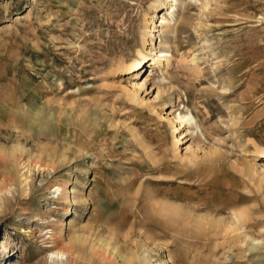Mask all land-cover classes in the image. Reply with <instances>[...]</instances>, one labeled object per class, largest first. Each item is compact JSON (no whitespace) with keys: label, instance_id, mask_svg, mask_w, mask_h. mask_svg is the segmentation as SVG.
I'll list each match as a JSON object with an SVG mask.
<instances>
[{"label":"rangeland","instance_id":"1","mask_svg":"<svg viewBox=\"0 0 264 264\" xmlns=\"http://www.w3.org/2000/svg\"><path fill=\"white\" fill-rule=\"evenodd\" d=\"M182 1L0 0V264H264V0Z\"/></svg>","mask_w":264,"mask_h":264},{"label":"bare ground","instance_id":"2","mask_svg":"<svg viewBox=\"0 0 264 264\" xmlns=\"http://www.w3.org/2000/svg\"><path fill=\"white\" fill-rule=\"evenodd\" d=\"M195 1V0H194ZM173 2H174V4H173V6L174 7H176L177 5L178 6H180L179 4H183L184 3V1H182V0H173ZM190 3H191V1H190ZM192 4H189V6H187V9L191 6ZM206 5V4H205ZM173 6H170L168 9H167V11L170 9V12L168 13L169 14V16H171V18H173L174 17V15H175V13H176V10H174V7ZM186 6V5H185ZM167 14V15H168ZM169 18V17H168ZM167 17H162L161 18V24L160 25H158V27L157 26H155V24H154V21L152 22V25H154V30L153 31H151L150 29H149V27H147L146 28V30H144V32H143V40H142V44H145L146 43V41H147V38L149 37V36H153V33H155V32H157V31H155V28H162V30L163 29H168V30H171V29H173L174 27L172 26V22H171V19H168ZM159 32V31H158ZM152 40V39H151ZM163 41L162 40H160V43H159V46H158V48L160 49L162 46H163ZM156 49V48H155ZM154 49V50H155ZM153 50V49H152ZM142 56H144V54L141 52L140 53ZM161 54V53H160ZM145 58L146 57H143V60L145 61ZM143 60H141V61H137V62H135L133 65H132V67L131 68H129L128 69V71L129 70H134V72L136 71V73H134V74H132V76L134 77V79L132 80V81H134V80H137L138 78H139V75H140V73H141V71H143V67L144 66H142V64H143ZM161 64V61L160 60H156V59H154V63H153V65H160ZM168 65H169V61H168ZM154 71H152L151 72V74L148 76V77H146V79H145V81H147V80H150V79H152V77H153V75H154ZM143 85H137V84H133L132 85V87L130 88V89H128V92L130 93V94H132L131 96H133L134 98H137V96H138V91H137V88L138 89H141V87H142ZM180 100V99H179ZM34 106V105H33ZM33 109V108H32ZM43 109L42 108H39V110H37V111H35V110H33L32 112H36L38 115L37 116H41L40 114H42L43 113ZM32 114V113H31ZM169 115L167 116V122H168V124L170 125V127L172 128V130L175 132V131H177V129H176V127H175V121H176V119H177V117L180 119V120H182V121H184V122H187V123H189L190 125H192L193 123L195 124V123H197V122H195V120H194V117L190 114V113H188V114H185L184 116H181V114L179 115V116H177V117H175V116H173V113L172 112H170V113H168ZM28 115V114H27ZM15 122H16V119L14 120ZM40 122H42L43 121V119H41V120H39ZM47 121V120H46ZM198 127V126H197ZM200 127V126H199ZM198 131H200V130H198ZM185 134L183 133V134H180V136H181V138L180 139H178L177 141L178 142H183L186 138H187V136L188 135H185ZM176 141V142H177ZM191 149L192 148H190V147H188L187 148V152H191ZM47 153L49 154V156H50V158L52 159L53 157H54V155L51 153V152H48L47 151ZM33 155L30 153V152H27V150H26V148L25 147H19V148H17L16 150H13L11 153H7L5 150H1L0 151V159H1V161H3L4 162V164H7L9 161L12 163L13 162V164L14 165H20V163L22 162V161H26L28 164H30V165H35V166H38L39 168H43V169H48V170H51V171H53V172H57V168L55 167V164L54 163H51V164H46V163H44L41 159L40 160H37L35 163H34V161H33ZM29 165V166H30ZM34 166V167H35ZM251 173H252V171L251 170H249ZM250 172H249V174H248V176H250ZM251 175H254V174H251ZM255 175H256V173H255ZM252 177H255V176H252ZM3 182H6V180H3ZM8 190V188L6 187V191ZM63 192V191H62ZM29 194L28 193H25L24 194V196L25 197H27ZM73 202V205H76L77 204V202H76V198H74V200L72 201ZM163 208H164V206H163ZM169 208V207H168ZM167 208V209H168ZM173 212V211H172ZM235 215V216H234ZM233 216L235 217V219L234 220H236V224H238V223H240V221L242 220V218H243V216L245 215V213H241V214H234ZM234 225V224H233ZM71 226V225H70ZM237 229V228H236ZM77 246H75L74 244H72V243H69V244H67V245H65V246H62V247H60L59 249L57 248V250H58V254H60V253H63V254H70V255H74V254H77L76 252L79 250L78 248H76ZM0 251H6V248H5V246H4V244L0 247ZM94 255L95 256H97L98 258H99V260H100V263L102 262V263H104V264H116L113 260H112V257H110L109 255H108V253L107 252H102V251H97L96 250V252H94ZM77 256V255H76ZM150 257V256H149ZM150 259V258H149ZM152 259V258H151ZM75 263L74 264H80V256L78 255L77 256V260H75L74 261ZM151 264H153V262H151Z\"/></svg>","mask_w":264,"mask_h":264}]
</instances>
